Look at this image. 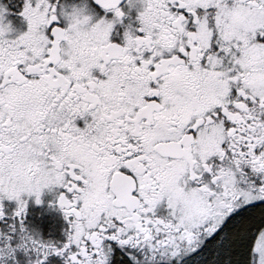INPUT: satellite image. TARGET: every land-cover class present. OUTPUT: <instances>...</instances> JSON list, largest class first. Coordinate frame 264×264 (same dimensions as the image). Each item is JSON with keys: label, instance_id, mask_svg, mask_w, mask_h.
Masks as SVG:
<instances>
[{"label": "snow or ice", "instance_id": "snow-or-ice-1", "mask_svg": "<svg viewBox=\"0 0 264 264\" xmlns=\"http://www.w3.org/2000/svg\"><path fill=\"white\" fill-rule=\"evenodd\" d=\"M0 264H264V0H0Z\"/></svg>", "mask_w": 264, "mask_h": 264}, {"label": "flooded vegetation", "instance_id": "flooded-vegetation-1", "mask_svg": "<svg viewBox=\"0 0 264 264\" xmlns=\"http://www.w3.org/2000/svg\"><path fill=\"white\" fill-rule=\"evenodd\" d=\"M29 212H30V218L35 219L36 222L40 224L41 227L45 230L44 231L45 236H47L48 234L47 229L49 227L54 229H59L60 224L62 222L59 213H50L44 217H41L39 215L40 209L35 207H30Z\"/></svg>", "mask_w": 264, "mask_h": 264}]
</instances>
